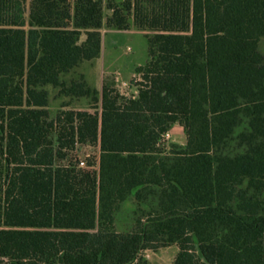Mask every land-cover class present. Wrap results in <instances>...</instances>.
Here are the masks:
<instances>
[{"label":"trees","instance_id":"trees-1","mask_svg":"<svg viewBox=\"0 0 264 264\" xmlns=\"http://www.w3.org/2000/svg\"><path fill=\"white\" fill-rule=\"evenodd\" d=\"M103 28L147 33L134 94L64 81ZM263 37L264 0H0V264H264Z\"/></svg>","mask_w":264,"mask_h":264},{"label":"rangeland","instance_id":"rangeland-1","mask_svg":"<svg viewBox=\"0 0 264 264\" xmlns=\"http://www.w3.org/2000/svg\"><path fill=\"white\" fill-rule=\"evenodd\" d=\"M119 1V0H117ZM105 16V14H104ZM105 30V28H103ZM147 33L137 31L131 28L126 32L107 31L103 38L102 51L98 59L91 62H83L78 68L66 75L65 83L68 85L72 79L82 77L87 86L98 93L101 92L103 85L114 87L120 86L121 92L132 94L134 88L130 86L134 69L143 65L147 56ZM259 51L264 56V37L260 39ZM128 82V83H126ZM126 83V85H123ZM121 85H123L121 87ZM49 112L53 118L61 104L68 103L69 109L87 110L89 108V99L69 100L59 95L57 90H49ZM167 141L183 143L185 138L182 131L176 127L172 133L165 137ZM75 156L66 157L60 165L70 163V161H84L86 157H96L97 148L80 147L76 150ZM127 219L121 217L118 223V230L123 232L127 229ZM178 248L176 246L160 248L158 250H147L143 253L150 264H172Z\"/></svg>","mask_w":264,"mask_h":264},{"label":"crops","instance_id":"crops-1","mask_svg":"<svg viewBox=\"0 0 264 264\" xmlns=\"http://www.w3.org/2000/svg\"><path fill=\"white\" fill-rule=\"evenodd\" d=\"M104 14H105V16H106V15H108V12L105 11ZM107 31H108V30H106V29H105V30L102 29V35H103V37H102V44H103V38H104V35L106 34ZM137 67H138V66H137ZM134 75H135V73H134ZM135 77H136V76H135ZM135 77H133L132 80L129 81V83H128V82H126V83L130 84V82H132L133 79H134ZM126 83H123V85H126ZM123 85H121V87H122ZM103 86H105V85H103ZM103 86H102V87H103ZM130 86H131V84H130ZM114 87H118V88H119L120 86H119V85H118V86L114 85ZM133 88H134V87H133ZM101 89H102V88H101ZM134 93H136V89H135V88H134V91H133L132 94H134ZM63 97H64V96H63ZM64 98L69 99V100H82V99H83V98H81V99H71V98H67V97H64ZM84 99H85V98H84ZM85 100H86V99H85ZM68 107H69V104H68V103L61 104L59 110H61V109L74 110V109H69ZM59 110H58V111H59ZM176 127H178V128L182 131V128H181L180 126L175 125V126L171 129V131L168 133V136L172 133V131H173ZM182 133H183V131H182ZM183 135H184V134H183ZM184 138H185V137H184ZM184 142H185V140H184ZM184 142H183V143H178V144H184ZM174 143H176V142H174Z\"/></svg>","mask_w":264,"mask_h":264},{"label":"built area","instance_id":"built-area-1","mask_svg":"<svg viewBox=\"0 0 264 264\" xmlns=\"http://www.w3.org/2000/svg\"><path fill=\"white\" fill-rule=\"evenodd\" d=\"M166 137H168V134L166 135ZM79 165L80 166H83L84 165V162L83 161H80Z\"/></svg>","mask_w":264,"mask_h":264}]
</instances>
